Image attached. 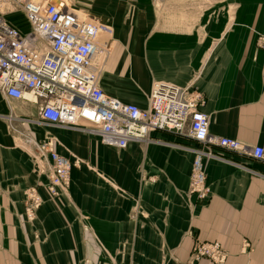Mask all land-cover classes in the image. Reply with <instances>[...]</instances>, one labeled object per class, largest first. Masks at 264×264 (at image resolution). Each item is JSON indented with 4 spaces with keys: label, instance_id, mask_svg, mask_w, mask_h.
I'll list each match as a JSON object with an SVG mask.
<instances>
[{
    "label": "crops",
    "instance_id": "obj_1",
    "mask_svg": "<svg viewBox=\"0 0 264 264\" xmlns=\"http://www.w3.org/2000/svg\"><path fill=\"white\" fill-rule=\"evenodd\" d=\"M100 3L114 34L103 91L145 108L154 81L199 89L213 138L264 147V0ZM38 112L0 92V264H190L197 240L220 241L225 264H264V161L217 146L200 202L189 191L196 145L187 135L153 130L121 150L84 121L43 124ZM19 131L51 139L72 161L69 190L51 195ZM31 187L43 204L29 220Z\"/></svg>",
    "mask_w": 264,
    "mask_h": 264
},
{
    "label": "built area",
    "instance_id": "obj_2",
    "mask_svg": "<svg viewBox=\"0 0 264 264\" xmlns=\"http://www.w3.org/2000/svg\"><path fill=\"white\" fill-rule=\"evenodd\" d=\"M70 0H0V92L8 100L36 105L39 122L75 126L86 122L105 145L126 148L133 141H147L153 130L187 135L196 145L189 191L201 202L207 200L206 161L221 158L216 147L232 149L264 161V147H249L235 138H213L210 118L202 107L198 89L154 81L147 107L124 102L100 86L109 47L101 40L112 29L92 18H82ZM73 1V0H72ZM71 1V2H72ZM26 16L23 32L9 20L10 14ZM257 48L264 51V31L257 32ZM34 160L48 171L47 187L52 196L69 190L72 161L59 154L51 139L37 141L19 131ZM46 167V168H45ZM43 204L37 187L26 191V217L35 218ZM189 263L207 258L225 264L228 256L220 241H195ZM251 243H243L244 251Z\"/></svg>",
    "mask_w": 264,
    "mask_h": 264
},
{
    "label": "rangeland",
    "instance_id": "obj_3",
    "mask_svg": "<svg viewBox=\"0 0 264 264\" xmlns=\"http://www.w3.org/2000/svg\"><path fill=\"white\" fill-rule=\"evenodd\" d=\"M71 1L72 0L69 1L70 6L76 11V13L80 14V16L82 18H86V19L92 18L97 22H101V14H100V12H101L100 11L101 10V3H100L101 0H73L72 2ZM8 17H9V20L10 19L13 20L23 32H26L29 29L28 20H27L26 16H24L22 13H20V12L12 13ZM109 28H110V26H109ZM113 35H114L113 33L108 34V33L103 32V34L100 37H101L102 41L103 40L109 41L112 39ZM45 124H47V123H45ZM37 141H38V139H37ZM248 242H250V241H248ZM249 251H251V247L246 252H249Z\"/></svg>",
    "mask_w": 264,
    "mask_h": 264
}]
</instances>
